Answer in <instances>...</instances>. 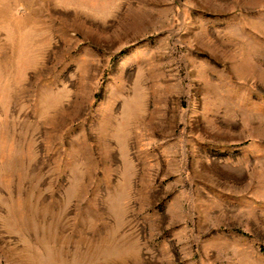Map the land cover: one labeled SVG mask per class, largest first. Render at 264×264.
<instances>
[{
	"label": "rangeland",
	"instance_id": "374dc122",
	"mask_svg": "<svg viewBox=\"0 0 264 264\" xmlns=\"http://www.w3.org/2000/svg\"><path fill=\"white\" fill-rule=\"evenodd\" d=\"M0 264H264V0H0Z\"/></svg>",
	"mask_w": 264,
	"mask_h": 264
}]
</instances>
